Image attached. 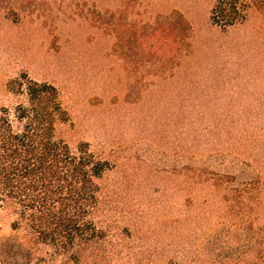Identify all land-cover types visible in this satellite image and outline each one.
<instances>
[{
	"label": "rangeland",
	"instance_id": "374dc122",
	"mask_svg": "<svg viewBox=\"0 0 264 264\" xmlns=\"http://www.w3.org/2000/svg\"><path fill=\"white\" fill-rule=\"evenodd\" d=\"M215 1L0 0V107L26 102L10 88L24 75L53 84L67 116L56 138L73 149L87 142L111 163L97 180L94 213L104 242L75 263L71 252L42 243L25 222L12 228L17 216L4 206L0 264H170L179 250L195 255L212 223L236 220L224 191L194 186L186 169L190 110L198 101L217 104L214 116L236 134L222 143L221 156L206 159L211 166L239 181L263 176L260 204L249 202L260 212L258 219L252 213L254 224L264 225V26L253 7L227 30L207 25ZM177 12L200 36L180 72L151 76L154 69L135 64L138 51L128 47L125 58L114 31L121 16L137 27ZM200 91L204 97L197 98ZM216 199L224 205L217 208Z\"/></svg>",
	"mask_w": 264,
	"mask_h": 264
},
{
	"label": "trees",
	"instance_id": "16d2710c",
	"mask_svg": "<svg viewBox=\"0 0 264 264\" xmlns=\"http://www.w3.org/2000/svg\"><path fill=\"white\" fill-rule=\"evenodd\" d=\"M250 7L264 26V0H216L207 25L227 30L245 20ZM123 17L114 26L116 45L125 58L131 55L127 47L138 51L134 63L154 69V73L148 72L151 76L168 79L195 55L200 36L184 14L177 12L163 22L137 27L127 25ZM11 83V90L23 94L26 102L12 109L0 107V208L6 206L16 214L12 228L25 222L42 243L57 252H71L73 262L79 263L106 238L105 230L94 222V213L99 205L97 180L111 163L91 152L87 142L73 149L56 138L57 126L67 116L53 84L25 75ZM204 94L200 91L197 98ZM237 107L231 104L228 108L235 115ZM219 109L217 104L202 101L192 104L191 154L186 169L194 186L204 184L224 191L223 199L236 220L212 223L195 255L179 250L170 264H264V225L254 224L252 213L258 219L260 212L249 202L253 198L260 204L263 176L257 172L253 178L239 181L206 160L221 156L222 143L235 140L236 134L226 128L223 118L214 116ZM217 200L212 201L217 208L224 205Z\"/></svg>",
	"mask_w": 264,
	"mask_h": 264
}]
</instances>
